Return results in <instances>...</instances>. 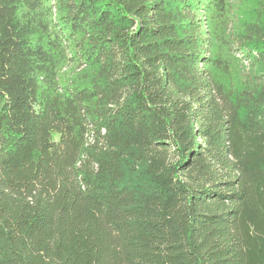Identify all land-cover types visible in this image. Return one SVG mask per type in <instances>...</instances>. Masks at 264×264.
Masks as SVG:
<instances>
[{
	"label": "trees",
	"instance_id": "16d2710c",
	"mask_svg": "<svg viewBox=\"0 0 264 264\" xmlns=\"http://www.w3.org/2000/svg\"><path fill=\"white\" fill-rule=\"evenodd\" d=\"M0 264H264V0H0Z\"/></svg>",
	"mask_w": 264,
	"mask_h": 264
},
{
	"label": "rangeland",
	"instance_id": "374dc122",
	"mask_svg": "<svg viewBox=\"0 0 264 264\" xmlns=\"http://www.w3.org/2000/svg\"><path fill=\"white\" fill-rule=\"evenodd\" d=\"M236 2L238 3L239 0H234V4H235ZM234 10H235V13L238 14V8H234ZM232 31H233V26H232V22H230V24H229V28H228V32L231 33ZM236 57L238 58V63H240V68H241L242 72H243L244 74L249 73V71H250V66H249L248 61L245 60L243 54H242V53H236Z\"/></svg>",
	"mask_w": 264,
	"mask_h": 264
}]
</instances>
